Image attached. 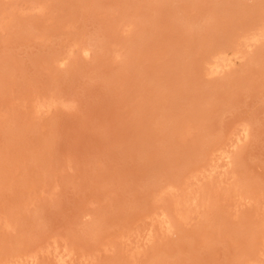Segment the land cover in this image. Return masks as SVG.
I'll use <instances>...</instances> for the list:
<instances>
[{"label": "rangeland", "instance_id": "1", "mask_svg": "<svg viewBox=\"0 0 264 264\" xmlns=\"http://www.w3.org/2000/svg\"><path fill=\"white\" fill-rule=\"evenodd\" d=\"M0 264H264V0H0Z\"/></svg>", "mask_w": 264, "mask_h": 264}, {"label": "bare ground", "instance_id": "2", "mask_svg": "<svg viewBox=\"0 0 264 264\" xmlns=\"http://www.w3.org/2000/svg\"><path fill=\"white\" fill-rule=\"evenodd\" d=\"M246 35H247V34H246ZM246 37H247V36H246ZM248 37H249V36H248ZM256 37H257V36H256ZM243 39L245 40L246 38H243ZM247 40H248V39H247ZM245 41H246V40H245ZM97 44H98V43H97ZM240 46H241V45H240ZM240 46H239V47H240ZM225 48H226V47H225ZM88 49H89V48H88ZM226 49H227V48H226ZM229 49H230V48H229ZM218 50H219V49H218ZM234 50H236V49L234 48ZM215 51H216V50H215ZM224 51H225V50H224ZM84 53H85L86 55H89V54H90V53H89V50H86ZM218 53H219V52H218ZM220 53H222V52H220ZM220 53H219V55H218V54L216 55L215 59L212 57L214 60L210 57L212 60H210V59H209V60H210L212 63H211V65L209 64V66H208V63H207V66H208V67H210V66H214V67H213L214 69H217V70H220V69H221V67L223 66L222 63H224V60H225V59H224V57H221V59H220ZM211 54H212V53H211ZM213 54H214V53H213ZM215 54H216V53H215ZM213 56H214V55H213ZM217 56H218V57H217ZM223 56H225V55L223 54ZM235 56H236V55H235ZM208 57H209V56H208ZM207 59H208V58H207ZM219 59H220V62H221V60L224 59L223 62H221L222 66H220ZM208 62H209V61H208ZM224 64H225V63H224ZM223 67H225V66H223ZM210 68H211V67H210ZM213 68H211V69H209V70H212ZM222 69H223V68H222ZM212 71H213V70H212ZM212 71H211V73H212ZM214 71H215V70H214ZM214 71H213V74H215V73L218 72V71H215V73H214ZM219 72H220V71H219ZM219 72H218V73H219ZM208 74H209V73H208ZM246 130L248 131L249 129H246ZM247 131H245V132H247ZM246 134H247V133H246ZM166 189H167V188H166Z\"/></svg>", "mask_w": 264, "mask_h": 264}]
</instances>
